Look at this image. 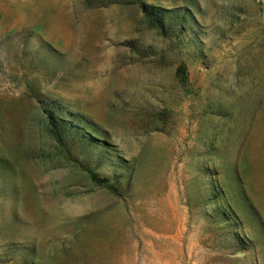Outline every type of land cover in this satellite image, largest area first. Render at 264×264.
Instances as JSON below:
<instances>
[{"label": "rangeland", "instance_id": "obj_1", "mask_svg": "<svg viewBox=\"0 0 264 264\" xmlns=\"http://www.w3.org/2000/svg\"><path fill=\"white\" fill-rule=\"evenodd\" d=\"M0 264H264V0H0Z\"/></svg>", "mask_w": 264, "mask_h": 264}, {"label": "trees", "instance_id": "obj_2", "mask_svg": "<svg viewBox=\"0 0 264 264\" xmlns=\"http://www.w3.org/2000/svg\"><path fill=\"white\" fill-rule=\"evenodd\" d=\"M151 10H154V8H151ZM149 15H150V17L153 19V21H155L157 24H159V23H158V22H159L158 17H155V15H151V14H149ZM92 179H93L94 181H97L96 178L93 177V176H92ZM97 182L99 183V181H97Z\"/></svg>", "mask_w": 264, "mask_h": 264}]
</instances>
